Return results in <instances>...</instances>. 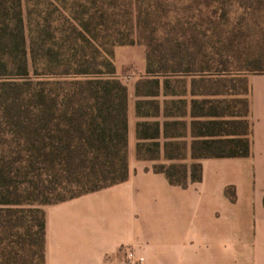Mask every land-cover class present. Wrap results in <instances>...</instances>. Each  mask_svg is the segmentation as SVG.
<instances>
[{"label":"trees","instance_id":"16d2710c","mask_svg":"<svg viewBox=\"0 0 264 264\" xmlns=\"http://www.w3.org/2000/svg\"><path fill=\"white\" fill-rule=\"evenodd\" d=\"M39 1L54 8L28 41L24 0H0V264H46L45 206L128 179L116 45L147 48L137 157L189 154L152 167L182 187L202 181L203 158L251 154L248 75L264 73V0H182L178 11L166 0ZM188 76L189 89L172 88Z\"/></svg>","mask_w":264,"mask_h":264},{"label":"crops","instance_id":"0c3cea01","mask_svg":"<svg viewBox=\"0 0 264 264\" xmlns=\"http://www.w3.org/2000/svg\"><path fill=\"white\" fill-rule=\"evenodd\" d=\"M248 80L251 154L203 158L202 181L187 187L137 159L129 98V177L45 206L46 264H125L127 248L144 264H264V73Z\"/></svg>","mask_w":264,"mask_h":264},{"label":"rangeland","instance_id":"374dc122","mask_svg":"<svg viewBox=\"0 0 264 264\" xmlns=\"http://www.w3.org/2000/svg\"><path fill=\"white\" fill-rule=\"evenodd\" d=\"M160 2L161 0H154ZM169 5H175L177 11L180 10L182 0H166ZM44 2H37V0H30L27 2L24 0V8H25V15H26V28H27V34H28V41L30 39V27L37 22L38 19L43 18L46 14V11L49 9H53V6H50L49 4H41ZM40 11L41 14L39 15ZM180 16V13L177 14ZM30 17V18H29ZM34 27V25H33ZM115 51V64H116V69H117V75L118 77L128 86L129 89V98L131 100L135 99V84L137 80H139L142 76L146 74V52L147 48L146 45L140 42H136L134 44H123V45H116L114 47ZM186 79L188 82H178L177 79L172 80V88L178 89L179 91L185 90V88L189 89V79L190 76ZM190 96L188 95V98ZM167 99L168 101H172L173 99H177L176 97L173 96H167L165 97L164 95H161L158 100L161 101L162 105H164V100ZM154 119V118H151ZM165 118L163 115H161L160 120L163 121ZM189 121V119H187ZM183 140L185 139L188 142V145H190L192 137L188 136L187 138H182ZM180 139V140H182ZM165 138H161V143H164ZM190 152V149L189 151ZM154 155L155 152H153ZM152 152H147V154H153ZM161 157L156 160H147L149 165L153 167L155 164H169L171 162H183L190 164L191 163V158L188 154L187 158H180L176 160H169L165 158L164 156V151L161 153ZM136 157H137V152H136ZM137 159H139L137 157ZM255 253L259 257L260 256V247H255ZM257 264H260V260H258Z\"/></svg>","mask_w":264,"mask_h":264},{"label":"built area","instance_id":"2783aa9c","mask_svg":"<svg viewBox=\"0 0 264 264\" xmlns=\"http://www.w3.org/2000/svg\"><path fill=\"white\" fill-rule=\"evenodd\" d=\"M146 258L137 253L133 248H127L125 251V264H144Z\"/></svg>","mask_w":264,"mask_h":264}]
</instances>
